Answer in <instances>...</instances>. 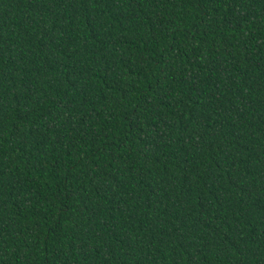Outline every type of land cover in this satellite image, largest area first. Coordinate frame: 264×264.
<instances>
[{
	"label": "trees",
	"instance_id": "1",
	"mask_svg": "<svg viewBox=\"0 0 264 264\" xmlns=\"http://www.w3.org/2000/svg\"><path fill=\"white\" fill-rule=\"evenodd\" d=\"M0 264H264V0H0Z\"/></svg>",
	"mask_w": 264,
	"mask_h": 264
}]
</instances>
